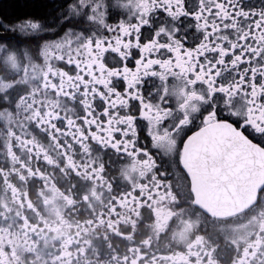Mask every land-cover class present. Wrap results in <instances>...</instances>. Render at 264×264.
Here are the masks:
<instances>
[{
    "label": "snow or ice",
    "instance_id": "6c2138e0",
    "mask_svg": "<svg viewBox=\"0 0 264 264\" xmlns=\"http://www.w3.org/2000/svg\"><path fill=\"white\" fill-rule=\"evenodd\" d=\"M120 6L134 16L107 24L103 0H0V264H264V9ZM156 9L198 39L164 24L141 39ZM88 139L118 155L123 188L99 154L73 160Z\"/></svg>",
    "mask_w": 264,
    "mask_h": 264
},
{
    "label": "flooded vegetation",
    "instance_id": "af4514ba",
    "mask_svg": "<svg viewBox=\"0 0 264 264\" xmlns=\"http://www.w3.org/2000/svg\"><path fill=\"white\" fill-rule=\"evenodd\" d=\"M58 2V0H52L53 5H55ZM103 3L107 6L104 10L107 13V16L105 17V23L112 24V23H118L121 19L129 20L134 16L132 7H126L122 8L120 6L121 3H128V0H103ZM239 5L242 8L245 9H264V0H238ZM195 6V0H185V7L190 8ZM66 10H64V13H62L61 9L58 7L53 6V10L49 13V20L46 21V26L55 27L59 21L62 14H65ZM130 14H132L130 16ZM74 20L79 21V17H76L75 14H73ZM150 22H151V28L148 26H145L141 33V39H150L152 30L160 25L164 24L166 26H175L178 30L177 36L184 38V43L186 45L194 42L199 37V33L196 31V29L192 26V20L188 16H181L177 20H171L170 18L166 17L163 12H161L159 9H156L154 12L150 14ZM247 23V21H241L240 27L243 28L244 25ZM89 32H99L101 31V26L98 23H86L85 25ZM239 33H237L238 35ZM119 60V57L116 55L111 56H105L104 57V63L107 64L109 67L116 66L117 62ZM97 79H103L107 74L106 72L101 69L100 71L96 72L94 74ZM226 75H230V73H226ZM111 84L110 87L118 86L119 81L116 77H110ZM171 81L169 83V87H171ZM160 87L159 83L152 77L144 78L143 82V89L145 92V96L148 97V95L151 93L155 95L154 90ZM92 97H88V101L91 104ZM174 101V97L171 98ZM79 97L76 101L71 102L70 104L64 105V110L67 112L68 115H70L74 120H77L79 118V113L81 110V105L78 102ZM123 107V106H121ZM127 110V109H125ZM119 119V117H117ZM99 122V121H97ZM65 131L71 133L68 137V142L72 144H76L77 139H82L81 134L77 130L76 127H72L70 129H66ZM87 131V129H86ZM40 140L47 144L46 138L40 134L37 133ZM3 138L0 137V142H2ZM88 144L91 145V148L89 149L88 153H85L83 148L80 146H74L69 148V152L76 162H82L88 159L89 154L92 157H96L97 154H99L100 159L102 160L103 164L105 165V176L109 181H111L117 188H123L124 184L118 175V165L120 164L121 160L118 157V155L107 146H99L96 143H94L91 139H88ZM67 146V144H66ZM52 150V149H50ZM157 162L159 165H161V170H163L164 161H161L159 157H157Z\"/></svg>",
    "mask_w": 264,
    "mask_h": 264
}]
</instances>
